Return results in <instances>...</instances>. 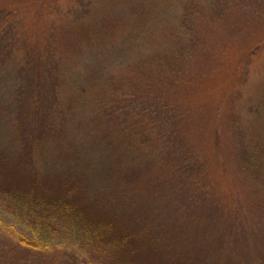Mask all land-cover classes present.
Segmentation results:
<instances>
[{"label":"rangeland","instance_id":"1","mask_svg":"<svg viewBox=\"0 0 264 264\" xmlns=\"http://www.w3.org/2000/svg\"><path fill=\"white\" fill-rule=\"evenodd\" d=\"M2 4L5 14L0 20L7 22L2 39L10 46L4 60L0 52V149L6 157L16 161L25 155V166L49 175L70 166L89 169L92 200L82 198L85 205L113 194L110 181L101 180L108 176L101 172V133L88 127L102 105L117 101L118 94L106 84L107 75L127 82V71L151 54L189 48L185 71H191L195 80L179 94L189 118L184 122L185 141L201 154L209 173L206 182L211 183L220 212L258 205L264 214V0H3ZM33 33L49 46L63 37L71 47L58 56L57 80L62 86L57 88L59 106L52 119L56 131L42 140L45 133L42 142L22 153L14 124L22 87L32 75L26 55L33 51ZM48 67L54 72L55 67ZM113 129L119 133L116 126ZM144 130L122 146L123 155L113 145L111 158L119 155L122 165H129L131 157L156 159L165 132L152 124ZM142 137L149 140L141 144ZM22 214L33 218L37 213L0 197V264H109L101 244L84 246L85 251L70 244L64 233L67 219L54 228L46 222L34 226L25 223ZM78 226L79 221L73 222L74 230ZM23 238L38 239L43 245L31 250L21 244Z\"/></svg>","mask_w":264,"mask_h":264},{"label":"trees","instance_id":"2","mask_svg":"<svg viewBox=\"0 0 264 264\" xmlns=\"http://www.w3.org/2000/svg\"><path fill=\"white\" fill-rule=\"evenodd\" d=\"M2 1L0 19L5 14ZM6 23L0 20V52L5 54L2 60L10 53V46L2 39ZM33 37V51L26 55L32 75L22 87L14 124L22 153L35 142H42L45 133L42 140L56 131L52 119L59 106L57 88L62 86L57 80L61 73L56 70L60 67L58 56L71 47L63 37L50 46L35 33ZM187 49L189 53V48L181 47L179 51L151 54L127 71V82H118L115 74L107 75L106 84L118 94L117 101L102 105L88 127L101 133V172L108 175L101 180L110 181L113 194L96 198L92 206L85 205L82 198L92 200L87 185L89 169L70 166L49 175L36 166H25V155L15 161L0 149V197L15 201L22 209H33L37 213L33 218L22 214L23 221L31 225L46 222L54 228L67 219L64 233L70 244L83 251L84 246L101 244L103 259H109V264H264V214L257 209L260 206L220 212L211 183L206 182L209 173L201 154L185 141L184 122L189 118L179 94L195 80L191 71H185ZM48 66L55 67L54 72ZM163 103L164 107H158ZM150 124L165 132L157 158L131 157L129 165H122L119 155L126 150L122 146L138 133L142 136L141 131ZM139 140L142 144L149 138ZM113 145L119 147L115 160L111 158ZM121 148L123 151H119ZM131 148L130 143L127 151ZM60 189L64 193H59ZM75 221H79L76 230ZM21 244L31 250L43 245L38 239L27 238L21 239Z\"/></svg>","mask_w":264,"mask_h":264}]
</instances>
